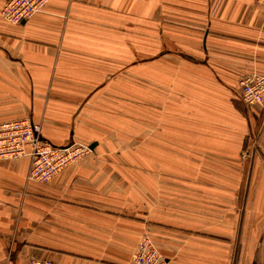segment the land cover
<instances>
[{"label":"crops","instance_id":"1","mask_svg":"<svg viewBox=\"0 0 264 264\" xmlns=\"http://www.w3.org/2000/svg\"><path fill=\"white\" fill-rule=\"evenodd\" d=\"M4 2L0 124L90 151L45 183L0 162V264H130L146 237L165 264H247L240 81L264 76V3L51 0L11 24Z\"/></svg>","mask_w":264,"mask_h":264},{"label":"built area","instance_id":"2","mask_svg":"<svg viewBox=\"0 0 264 264\" xmlns=\"http://www.w3.org/2000/svg\"><path fill=\"white\" fill-rule=\"evenodd\" d=\"M51 0H5L2 18L11 24L30 21L42 12ZM264 3V0H258ZM242 100L246 106L264 103V76L253 72L241 81ZM90 151L89 146L76 143L57 145L45 140L41 127L31 118L0 124V162L28 158V181L50 182L68 166L77 163ZM30 264H54L33 260ZM130 264H165V259L151 239L146 237L139 245Z\"/></svg>","mask_w":264,"mask_h":264},{"label":"rangeland","instance_id":"3","mask_svg":"<svg viewBox=\"0 0 264 264\" xmlns=\"http://www.w3.org/2000/svg\"><path fill=\"white\" fill-rule=\"evenodd\" d=\"M242 81V80H241ZM240 81V83H241ZM241 87V84H240ZM242 99V94L240 95ZM243 101V100H242ZM248 108V115L250 121V125H252V131L254 136H252V141L248 142L249 145H246L244 157L242 162V166L246 167L247 175H246V185L245 189L241 191L243 196L244 204H242V210L240 215V229H242L243 224L246 223L248 238L247 242L251 244L248 247L247 253V264H264V242L260 241V235H264V229L262 233L258 230H255V219L262 217L264 219V175L256 173L254 175L253 169L255 166H264V157L261 155V149L264 147V103L261 104V110H258V114L256 111H252L253 106H246ZM256 118V121H255ZM257 182L263 183V186L260 184L257 185ZM261 193L258 198L253 196L256 192ZM260 247V254L254 257L256 247ZM125 255V254H124ZM124 255H100L104 258H110V256H124ZM130 254H127L129 256ZM91 255H87L89 257ZM256 259V260H255Z\"/></svg>","mask_w":264,"mask_h":264},{"label":"water","instance_id":"4","mask_svg":"<svg viewBox=\"0 0 264 264\" xmlns=\"http://www.w3.org/2000/svg\"><path fill=\"white\" fill-rule=\"evenodd\" d=\"M94 148V145L91 147V149H93Z\"/></svg>","mask_w":264,"mask_h":264}]
</instances>
